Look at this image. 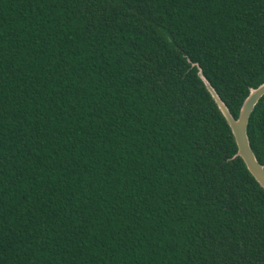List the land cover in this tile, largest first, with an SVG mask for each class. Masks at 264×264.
I'll list each match as a JSON object with an SVG mask.
<instances>
[{
    "label": "trees",
    "instance_id": "16d2710c",
    "mask_svg": "<svg viewBox=\"0 0 264 264\" xmlns=\"http://www.w3.org/2000/svg\"><path fill=\"white\" fill-rule=\"evenodd\" d=\"M264 82V0H0V264H264L227 123ZM246 135L264 166V94Z\"/></svg>",
    "mask_w": 264,
    "mask_h": 264
},
{
    "label": "water",
    "instance_id": "95a60500",
    "mask_svg": "<svg viewBox=\"0 0 264 264\" xmlns=\"http://www.w3.org/2000/svg\"><path fill=\"white\" fill-rule=\"evenodd\" d=\"M191 65L196 66L198 78L230 128L236 146L233 157L238 156L241 158L246 170L255 179L257 184L264 189V166L260 164L254 156L246 135V125L249 114L257 100L264 94V82H261L256 87L248 88L247 94L241 101L237 116L233 117L217 92L210 85L209 81L201 74L198 65L196 63H191Z\"/></svg>",
    "mask_w": 264,
    "mask_h": 264
}]
</instances>
